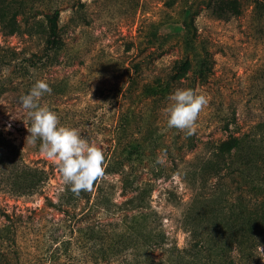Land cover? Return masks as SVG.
I'll list each match as a JSON object with an SVG mask.
<instances>
[{
    "label": "rangeland",
    "instance_id": "374dc122",
    "mask_svg": "<svg viewBox=\"0 0 264 264\" xmlns=\"http://www.w3.org/2000/svg\"><path fill=\"white\" fill-rule=\"evenodd\" d=\"M23 1L38 24L35 35L0 32V132L14 155L10 159L0 152V207L23 213L34 209L45 219L55 220L62 214L46 207L43 196L56 201L65 185L57 163L27 143L31 121L19 102L29 88L24 75L25 58L45 44L51 8H59L65 47L57 63L45 71L52 92L39 103L57 114L60 126L77 129L91 145L99 147L105 155L104 167L109 159L118 157L125 142L120 137L119 117L128 104L123 89L132 74L131 64L140 59L137 50L141 27L160 21L166 13L178 19L187 7L194 11L197 32L209 43L215 61L210 79L194 91L209 98L199 115L195 134L185 136L167 127L163 110L169 101L148 103L137 97L134 101L139 111L157 110L153 138L163 141L156 154L161 156L166 150L165 163L158 164L160 176L149 170L144 172L143 179L153 186L150 203L161 215L165 231L182 246L186 234L180 228V217L191 196L186 181L190 168L214 144L264 123V0ZM19 19L23 21L24 17ZM179 56V41H173L161 55H154L147 65L149 70H143V76L138 78L140 83L153 71L169 67ZM141 123L139 119L138 124ZM132 131L135 137L139 136L135 128ZM21 162L47 173L42 195L16 197L11 193V169ZM97 182H102L113 201L123 200L119 173H105ZM46 240L24 241L25 264H80L76 257H67L66 245L55 250L58 246ZM259 264H264V257Z\"/></svg>",
    "mask_w": 264,
    "mask_h": 264
},
{
    "label": "trees",
    "instance_id": "16d2710c",
    "mask_svg": "<svg viewBox=\"0 0 264 264\" xmlns=\"http://www.w3.org/2000/svg\"><path fill=\"white\" fill-rule=\"evenodd\" d=\"M193 12L187 7L178 19L166 13L160 21L141 27L140 59L131 64L132 74L123 89L128 104L119 117L120 137L125 142L118 157L104 167L106 174L119 173L123 200L113 201L102 182H96L91 191L79 196L71 192L70 185L56 201L43 196L46 207L62 214L58 220L45 219L34 209L23 213L0 207L1 264H25L22 244L30 239H48L47 243L58 246L55 250L66 245L67 257H76L80 264L260 263L264 257V123L214 144L190 168L186 181L191 196L180 217V228L186 234L182 246L165 231L161 215L150 203L153 186L143 179L149 170L156 177L161 175L156 149L163 141L153 138L157 110H137L135 98L166 103L176 89L195 91L213 72L215 61L209 43L197 32ZM32 14L23 0H0L1 34L33 37L38 24ZM59 15V8L52 7L45 44L25 58L27 92L38 80L48 83L45 71L57 63L65 47ZM173 41H179L180 56L140 83L138 78L149 70L154 55H161ZM133 128L140 133L138 137ZM5 142L0 132V152L11 159L13 152ZM40 143H36L37 151ZM10 178L11 193L21 197L42 195L48 176L43 169L21 162L12 167Z\"/></svg>",
    "mask_w": 264,
    "mask_h": 264
},
{
    "label": "clouds",
    "instance_id": "9594fccd",
    "mask_svg": "<svg viewBox=\"0 0 264 264\" xmlns=\"http://www.w3.org/2000/svg\"><path fill=\"white\" fill-rule=\"evenodd\" d=\"M52 89L43 80H38L27 94L19 98L22 109L29 117L31 124L27 128L28 144L36 146L49 160L57 163L62 183L71 186L75 196L81 192L91 191L94 184L105 176V155L97 146L91 145L75 128L60 126L57 114L39 101ZM91 96V91H90ZM169 104L164 108L167 127L192 136L197 129V121L202 110L208 105L209 98L196 94L192 89H176L167 97ZM166 150L158 156L156 164H164Z\"/></svg>",
    "mask_w": 264,
    "mask_h": 264
}]
</instances>
